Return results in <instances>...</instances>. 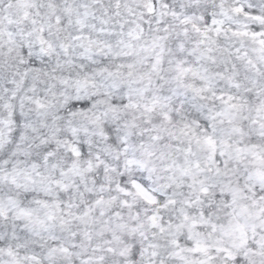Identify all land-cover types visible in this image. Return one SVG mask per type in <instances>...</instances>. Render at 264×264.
<instances>
[{
	"label": "snow or ice",
	"instance_id": "1",
	"mask_svg": "<svg viewBox=\"0 0 264 264\" xmlns=\"http://www.w3.org/2000/svg\"><path fill=\"white\" fill-rule=\"evenodd\" d=\"M0 264H264V0H0Z\"/></svg>",
	"mask_w": 264,
	"mask_h": 264
}]
</instances>
